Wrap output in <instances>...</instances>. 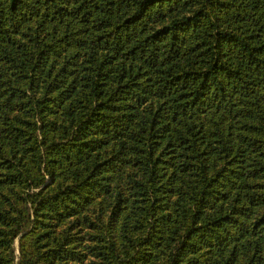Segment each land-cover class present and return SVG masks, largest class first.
<instances>
[{
    "label": "trees",
    "instance_id": "obj_1",
    "mask_svg": "<svg viewBox=\"0 0 264 264\" xmlns=\"http://www.w3.org/2000/svg\"><path fill=\"white\" fill-rule=\"evenodd\" d=\"M0 264H264V0H0Z\"/></svg>",
    "mask_w": 264,
    "mask_h": 264
}]
</instances>
